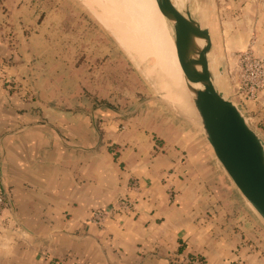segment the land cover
Instances as JSON below:
<instances>
[{"label": "crops", "instance_id": "crops-1", "mask_svg": "<svg viewBox=\"0 0 264 264\" xmlns=\"http://www.w3.org/2000/svg\"><path fill=\"white\" fill-rule=\"evenodd\" d=\"M228 4L240 26L228 45L263 55L264 0ZM41 10L37 0H0V180L9 217L0 264H187V256L264 264V223L240 210L242 195L203 139L172 119L167 131L149 112L107 103L105 87L78 77L74 51L60 48ZM245 107L264 137V91ZM120 197L132 201L130 213L114 209ZM95 208L107 211L99 224L89 221Z\"/></svg>", "mask_w": 264, "mask_h": 264}, {"label": "rangeland", "instance_id": "rangeland-1", "mask_svg": "<svg viewBox=\"0 0 264 264\" xmlns=\"http://www.w3.org/2000/svg\"><path fill=\"white\" fill-rule=\"evenodd\" d=\"M37 2L43 8L39 13V20L47 22L53 18V24L48 22V25L56 32L59 30L57 38L60 41V48L74 51V65L78 77L82 78L83 73L85 76L89 74V83L105 87L107 98L104 100L107 103H112L118 110L130 109L134 114L140 111L149 112L156 126L166 128L167 131L170 130L167 128L170 119L175 121L178 127L184 124V128L181 127L184 131H192L197 135V139L198 137L203 139L202 146H209L188 93L184 100L186 106L183 104L182 109L164 96L163 91L158 89L156 57L151 53H145L138 47L139 45L136 46V43L126 39L124 30L131 31L129 30L131 25L128 20L122 18L124 13L122 4L118 9L111 10L100 5L99 2H103L102 0H37ZM192 10L203 25L209 26L212 41L209 59L217 84L223 93L235 102L232 96V74L236 72L234 54L246 49L255 55L258 54L249 46L232 48L228 45L227 33L240 27L230 22L235 10L229 7L228 0H193ZM244 109L247 111L245 105ZM197 139L193 137L191 142L198 149L201 142ZM209 148L213 153L210 146ZM199 150L202 154L203 150L198 149L197 152ZM201 160L210 161L206 156ZM219 166L225 172L220 162ZM225 174L229 178L226 172ZM242 202L243 209L241 207L240 210L246 211L247 207L249 208L251 222H254V217L261 220L243 196Z\"/></svg>", "mask_w": 264, "mask_h": 264}, {"label": "water", "instance_id": "water-1", "mask_svg": "<svg viewBox=\"0 0 264 264\" xmlns=\"http://www.w3.org/2000/svg\"><path fill=\"white\" fill-rule=\"evenodd\" d=\"M155 1L166 19L184 86L205 139L234 186L264 222V138L217 84L209 59V26L194 15L193 0Z\"/></svg>", "mask_w": 264, "mask_h": 264}, {"label": "bare ground", "instance_id": "bare-ground-1", "mask_svg": "<svg viewBox=\"0 0 264 264\" xmlns=\"http://www.w3.org/2000/svg\"><path fill=\"white\" fill-rule=\"evenodd\" d=\"M102 7L124 8L122 18L130 23L129 30H124L126 39L136 43L145 53L156 57L155 70L159 76L158 89L177 107L186 106L184 100L187 94L181 76V68L173 39L168 31L166 19L155 0H102ZM103 9V10H107ZM119 28V27H118ZM129 38V39H128ZM158 90V93H159ZM185 92V93H184ZM161 93V92H160ZM187 96V95H186ZM183 111V110H182Z\"/></svg>", "mask_w": 264, "mask_h": 264}, {"label": "built area", "instance_id": "built-area-1", "mask_svg": "<svg viewBox=\"0 0 264 264\" xmlns=\"http://www.w3.org/2000/svg\"><path fill=\"white\" fill-rule=\"evenodd\" d=\"M236 72H233L232 96L236 106L242 112L246 102H258L261 92L264 91V55H255L251 50H241L234 54ZM246 114H244V113ZM242 114L247 122L252 125L251 115L244 109ZM6 208L5 192L0 180V228L9 217L4 215ZM114 209L120 213L128 214L132 209V201L127 197H120L114 205ZM107 215L104 208H95L90 213L89 221L101 223ZM187 264H199L195 256L185 258ZM60 264V263H56ZM179 264H182L179 262Z\"/></svg>", "mask_w": 264, "mask_h": 264}]
</instances>
